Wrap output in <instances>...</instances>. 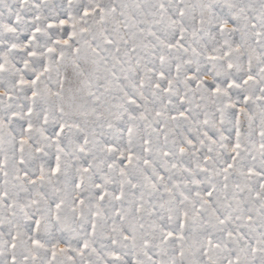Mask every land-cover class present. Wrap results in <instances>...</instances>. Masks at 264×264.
<instances>
[{"label":"snow or ice","instance_id":"1","mask_svg":"<svg viewBox=\"0 0 264 264\" xmlns=\"http://www.w3.org/2000/svg\"><path fill=\"white\" fill-rule=\"evenodd\" d=\"M0 264H264V0H0Z\"/></svg>","mask_w":264,"mask_h":264}]
</instances>
